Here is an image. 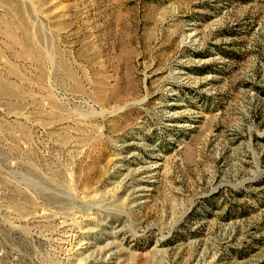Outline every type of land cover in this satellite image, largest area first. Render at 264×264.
Masks as SVG:
<instances>
[{"label": "rangeland", "instance_id": "rangeland-1", "mask_svg": "<svg viewBox=\"0 0 264 264\" xmlns=\"http://www.w3.org/2000/svg\"><path fill=\"white\" fill-rule=\"evenodd\" d=\"M0 264H264V0H0Z\"/></svg>", "mask_w": 264, "mask_h": 264}]
</instances>
